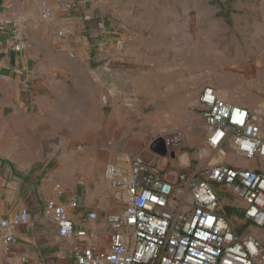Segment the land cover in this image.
<instances>
[{
	"label": "crops",
	"instance_id": "0c3cea01",
	"mask_svg": "<svg viewBox=\"0 0 264 264\" xmlns=\"http://www.w3.org/2000/svg\"><path fill=\"white\" fill-rule=\"evenodd\" d=\"M42 1L0 0V220L27 208L32 221L17 227L10 249L0 239V264L74 262L75 240L61 236L44 212L49 200L66 207L74 229L87 230L84 244L108 248L107 216L122 212L128 197L107 179L109 163L127 165L142 151L167 178H176L182 154L154 152L144 133L131 139V113L187 115L198 109L204 115L200 95L206 85L251 110L264 104V36L258 26L264 19L252 0H48L50 19L42 16ZM15 25L31 44L23 53L11 49ZM227 50L233 52L228 59ZM98 51L105 52L112 83L95 73ZM160 121L154 116L153 129L162 128ZM207 136L206 128V144ZM219 158L264 167V161L232 149ZM225 190V203L243 212L232 215L244 221L237 231L264 242V226L245 217L233 186ZM90 211L98 218L90 219Z\"/></svg>",
	"mask_w": 264,
	"mask_h": 264
},
{
	"label": "built area",
	"instance_id": "2783aa9c",
	"mask_svg": "<svg viewBox=\"0 0 264 264\" xmlns=\"http://www.w3.org/2000/svg\"><path fill=\"white\" fill-rule=\"evenodd\" d=\"M41 11L47 19L54 15L48 0L42 1ZM105 26L106 19L101 17L100 32L104 36ZM11 38V49L17 53L31 46L16 25ZM106 39L103 37V41ZM103 63L108 71V63ZM200 102L205 106L207 144L213 152L225 157L232 149L247 159L264 161V104L256 110L233 104L219 97L210 85L202 89ZM170 136L166 141L169 155L182 151V137L178 133ZM105 175L113 188L128 193L124 210L107 216L111 230L108 248L84 244L81 238L87 230L74 229L63 204L49 200L44 206L59 234L72 235L75 240L74 262L70 264H264V242L257 235L235 229L214 186H233L245 203V217L264 226V167L217 162L193 172H180L172 180L140 151L127 165L109 163ZM72 205L76 207L78 202L72 201ZM88 217L97 219L98 213L90 211ZM31 224L27 208L1 219L4 247L10 249L17 243L18 226Z\"/></svg>",
	"mask_w": 264,
	"mask_h": 264
},
{
	"label": "rangeland",
	"instance_id": "374dc122",
	"mask_svg": "<svg viewBox=\"0 0 264 264\" xmlns=\"http://www.w3.org/2000/svg\"><path fill=\"white\" fill-rule=\"evenodd\" d=\"M245 2V1H244ZM249 2V0H248ZM257 5V8H260L258 19L261 18L264 19V0H252V4ZM116 22H123L124 20L116 19L114 18ZM261 23V22H260ZM259 26V34L261 36H264V22L262 24H258ZM263 33V34H262ZM261 41L264 40V37H260ZM232 51L227 50V59L231 56ZM94 59L97 61L103 63L106 60L105 52H96L93 55ZM147 58L152 59L153 55H147ZM67 58H71L69 55H67ZM205 63H209V58L205 59ZM104 82V81H103ZM105 83V82H104ZM142 114L136 115L131 113L130 120L133 123L131 128V139L134 137L135 132L138 133H144L146 136L145 143L146 145H151V143L158 137H164L165 134H172L176 132H180L183 134L182 141V151L180 152L182 156L180 157L182 159V165L179 167L178 172H193L197 168H202L205 166H209L211 164L220 162V158L216 153H213L211 148L206 144V128H205V121H204V115L201 110H196L193 113L191 111L188 112L187 115H152V110H143ZM150 111V112H149ZM177 111V110H175ZM191 113V114H190ZM154 116L156 118H162V128L164 129H153V118ZM186 127L187 125H189ZM142 125H144L142 127ZM191 136L193 141L187 140V137ZM133 141V140H131ZM139 145V144H138ZM143 147V145H139V148L137 150H140ZM245 158V157H244ZM247 159V158H246ZM167 169V168H166ZM167 170H173L172 167H169ZM177 172V173H178ZM220 190V201L222 208L224 209L225 205H227L225 202L228 200L225 199L227 196V193L225 195V186L223 184H215ZM233 196L234 194L231 193ZM230 220L232 221L234 227L236 230H243L244 221L237 220L234 218V216H230ZM241 231V230H240Z\"/></svg>",
	"mask_w": 264,
	"mask_h": 264
},
{
	"label": "water",
	"instance_id": "95a60500",
	"mask_svg": "<svg viewBox=\"0 0 264 264\" xmlns=\"http://www.w3.org/2000/svg\"><path fill=\"white\" fill-rule=\"evenodd\" d=\"M95 73L99 78H101L103 81L112 83V78L109 76L107 71V64L101 63L95 68ZM151 150L154 152H157L160 155H167L169 154L167 146H166V140L164 137H158L156 138L150 145ZM181 150H177L173 153H170L172 157L176 156L178 153H180Z\"/></svg>",
	"mask_w": 264,
	"mask_h": 264
},
{
	"label": "trees",
	"instance_id": "16d2710c",
	"mask_svg": "<svg viewBox=\"0 0 264 264\" xmlns=\"http://www.w3.org/2000/svg\"><path fill=\"white\" fill-rule=\"evenodd\" d=\"M224 211L226 212L227 216L230 218V216H232L234 213H238L239 215H243V212L239 211V210H235L234 208H232L231 206H226L224 207Z\"/></svg>",
	"mask_w": 264,
	"mask_h": 264
}]
</instances>
